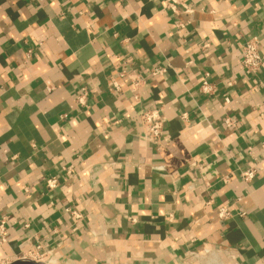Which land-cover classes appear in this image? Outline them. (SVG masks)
<instances>
[{
  "label": "crops",
  "instance_id": "0c3cea01",
  "mask_svg": "<svg viewBox=\"0 0 264 264\" xmlns=\"http://www.w3.org/2000/svg\"><path fill=\"white\" fill-rule=\"evenodd\" d=\"M251 38L264 53V0H0V264H264ZM156 107L162 147L141 137Z\"/></svg>",
  "mask_w": 264,
  "mask_h": 264
},
{
  "label": "built area",
  "instance_id": "2783aa9c",
  "mask_svg": "<svg viewBox=\"0 0 264 264\" xmlns=\"http://www.w3.org/2000/svg\"><path fill=\"white\" fill-rule=\"evenodd\" d=\"M118 2H124L126 0H116ZM242 53V69L246 74H252L260 70L264 62V53L260 50L259 41L256 38L247 39L240 44ZM164 72L163 68L152 69L151 74L154 76L160 75ZM140 80L137 78L134 84L138 85ZM231 84V83H230ZM215 86L211 83L208 77H203L200 85V91L204 95H212L215 93ZM120 86L118 83H114L112 92L118 93ZM87 91L86 88H82V92L78 96L77 100L80 104H86ZM140 121L142 125L141 137L156 147H162L165 142L163 115L160 108H145L140 114ZM227 124H231V121L227 118ZM264 148V145H263ZM256 175V169L254 167L240 171L239 177L246 182L251 181ZM61 184L60 177L58 175H49L45 179V189L48 193H52ZM69 210V209H67ZM231 215L229 209L223 207L219 210V217L226 219ZM8 217L3 216L0 218V243L6 240V224ZM26 227L28 224L25 225Z\"/></svg>",
  "mask_w": 264,
  "mask_h": 264
},
{
  "label": "water",
  "instance_id": "95a60500",
  "mask_svg": "<svg viewBox=\"0 0 264 264\" xmlns=\"http://www.w3.org/2000/svg\"><path fill=\"white\" fill-rule=\"evenodd\" d=\"M9 264H45L42 261H36L32 259H17Z\"/></svg>",
  "mask_w": 264,
  "mask_h": 264
},
{
  "label": "rangeland",
  "instance_id": "374dc122",
  "mask_svg": "<svg viewBox=\"0 0 264 264\" xmlns=\"http://www.w3.org/2000/svg\"><path fill=\"white\" fill-rule=\"evenodd\" d=\"M37 261V260H36Z\"/></svg>",
  "mask_w": 264,
  "mask_h": 264
}]
</instances>
